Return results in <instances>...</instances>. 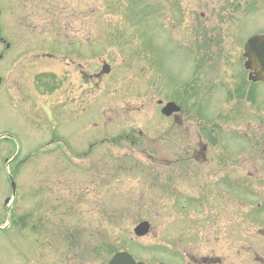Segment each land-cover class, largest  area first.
I'll list each match as a JSON object with an SVG mask.
<instances>
[{
	"label": "rangeland",
	"instance_id": "obj_1",
	"mask_svg": "<svg viewBox=\"0 0 264 264\" xmlns=\"http://www.w3.org/2000/svg\"><path fill=\"white\" fill-rule=\"evenodd\" d=\"M206 1L0 0V134L8 137L0 141V225L11 196L6 163L18 185L14 219H25L17 235L15 227L0 230V264H107L119 249L136 260L161 257L173 264L174 258L156 252L162 239L174 241L162 247L166 253L179 244L189 264H201L195 258L207 256L209 240L212 253L227 255L221 264H264V238L252 232H264L263 204L247 212L228 200L214 207L212 200L227 188L233 202L253 193L264 203V86L246 81L242 55L247 37L264 32V0ZM65 55L80 64L66 65ZM248 86L258 100L230 112L225 97ZM170 99L190 108L192 127H207L208 115L216 142L190 135L186 121L172 126L157 104ZM259 120L263 126L255 125ZM244 129L260 137L258 158L234 163V152L249 154L253 147L239 139ZM49 138L62 139L56 145L70 151L50 145L34 152ZM91 141L96 145L87 151ZM170 184L175 195L168 194ZM178 195L187 207L188 200L204 198L203 206L186 211L189 232L180 228ZM254 216L258 222L250 223ZM143 219L152 229L136 238L133 228ZM166 231L172 239L163 238ZM249 244L261 257L244 250ZM241 245L243 251L233 254Z\"/></svg>",
	"mask_w": 264,
	"mask_h": 264
},
{
	"label": "water",
	"instance_id": "obj_2",
	"mask_svg": "<svg viewBox=\"0 0 264 264\" xmlns=\"http://www.w3.org/2000/svg\"><path fill=\"white\" fill-rule=\"evenodd\" d=\"M247 55L251 59L250 66L257 70L256 78L264 80V35H254L246 43ZM249 50V51H248ZM175 107L169 103L165 108V112L174 110ZM147 229V224L143 223L136 228L137 233H143ZM110 264H136L127 254H119Z\"/></svg>",
	"mask_w": 264,
	"mask_h": 264
}]
</instances>
